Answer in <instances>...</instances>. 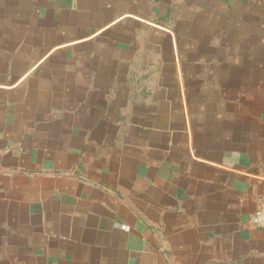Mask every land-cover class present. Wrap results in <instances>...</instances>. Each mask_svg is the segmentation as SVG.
<instances>
[{"label": "crops", "instance_id": "crops-1", "mask_svg": "<svg viewBox=\"0 0 264 264\" xmlns=\"http://www.w3.org/2000/svg\"><path fill=\"white\" fill-rule=\"evenodd\" d=\"M264 0H0V264H264Z\"/></svg>", "mask_w": 264, "mask_h": 264}, {"label": "built area", "instance_id": "built-area-1", "mask_svg": "<svg viewBox=\"0 0 264 264\" xmlns=\"http://www.w3.org/2000/svg\"><path fill=\"white\" fill-rule=\"evenodd\" d=\"M249 223L256 229H264V183L257 210L250 216Z\"/></svg>", "mask_w": 264, "mask_h": 264}]
</instances>
